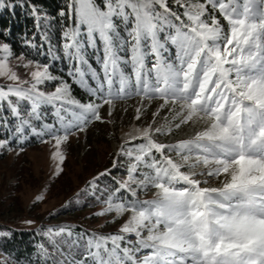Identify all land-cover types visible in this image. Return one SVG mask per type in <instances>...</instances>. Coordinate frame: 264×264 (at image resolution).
<instances>
[{
	"label": "snow or ice",
	"instance_id": "obj_1",
	"mask_svg": "<svg viewBox=\"0 0 264 264\" xmlns=\"http://www.w3.org/2000/svg\"><path fill=\"white\" fill-rule=\"evenodd\" d=\"M20 3L34 27L19 53L0 28V150L19 155L30 137L47 145L51 183L73 137L113 124L115 101L138 96L133 120L144 122L64 201L94 200L102 206L90 216L120 221L112 231L38 224L33 254H0V264H264V0H63L54 15L33 0L0 8ZM186 125L189 135L159 139Z\"/></svg>",
	"mask_w": 264,
	"mask_h": 264
},
{
	"label": "rangeland",
	"instance_id": "obj_2",
	"mask_svg": "<svg viewBox=\"0 0 264 264\" xmlns=\"http://www.w3.org/2000/svg\"><path fill=\"white\" fill-rule=\"evenodd\" d=\"M18 71L23 76L24 70L21 68ZM54 87L49 84L45 90ZM139 103L141 101L138 96L115 101L111 117L113 124L96 122L89 127L86 137L84 134H81L79 140L73 137L67 146L63 174L51 183L46 182L50 170L47 145L38 142L24 148V152L19 155L0 150V231H5L8 227L37 230L38 224L54 225L60 222L79 224L99 233L112 231L120 223L119 220L111 223L108 217L89 215L102 205L89 200L83 206L73 202V206L65 207L64 201L89 176L109 166L111 154L122 133L143 125L144 121L133 120L134 108ZM143 103L149 104L147 100ZM158 103L159 100L156 99L151 101L147 118L151 117V111ZM101 111L107 117V108H102ZM111 175L120 176V169L117 168ZM101 183L107 184L110 180L106 177ZM38 194L44 198L35 200L34 197ZM141 195L142 198L150 197L151 190ZM80 199L83 200L84 197ZM26 219L33 220L34 223H22ZM0 254L15 256L3 245L2 237Z\"/></svg>",
	"mask_w": 264,
	"mask_h": 264
},
{
	"label": "trees",
	"instance_id": "obj_3",
	"mask_svg": "<svg viewBox=\"0 0 264 264\" xmlns=\"http://www.w3.org/2000/svg\"><path fill=\"white\" fill-rule=\"evenodd\" d=\"M33 3L37 8L43 10L47 14L54 15V10L63 3V0H33ZM33 27L34 19L29 14L28 8L23 3L18 4L14 9L0 8V28H7L10 30V32L5 35L17 53L23 50V46L20 44V37L25 33L31 34ZM62 67L63 65L60 61H55L53 71H58ZM65 78L67 79V77ZM50 85L55 86V83ZM72 92L77 98H87V93L75 84L72 85ZM192 130V126L186 125L181 127L179 131L175 132L173 135L161 136L159 139L174 141L189 135ZM36 143L38 142L34 138L30 137L29 141L22 146L26 148ZM7 230H12V235L10 238L2 237V242L3 245L6 246L7 250L11 251L15 257L32 255L34 244L41 242L43 239V237L39 234V231L36 229H16L8 227ZM33 259H35V256H33Z\"/></svg>",
	"mask_w": 264,
	"mask_h": 264
}]
</instances>
